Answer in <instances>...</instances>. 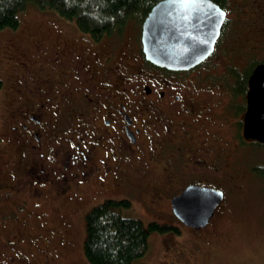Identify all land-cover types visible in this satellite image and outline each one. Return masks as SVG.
<instances>
[{
  "label": "flooded vegetation",
  "instance_id": "flooded-vegetation-1",
  "mask_svg": "<svg viewBox=\"0 0 264 264\" xmlns=\"http://www.w3.org/2000/svg\"><path fill=\"white\" fill-rule=\"evenodd\" d=\"M231 6L224 9L226 20L234 10L229 21L241 22L242 14L233 9L237 3ZM59 27L57 34L67 37L62 42L39 38L33 52L15 43L4 51L0 154L9 149L18 163L9 172L13 184L0 176V264H43L57 257L55 242L65 244L51 229L45 237L12 229L28 225L30 202L43 209L39 203L49 196H112L117 187L136 195L177 234L189 230V245L208 260L211 250L226 244L210 238L228 214L224 200L230 199L233 210L257 200L236 187L253 185L264 173L260 159L248 157L263 145L244 136L247 89L236 97L233 82L222 81L223 92H216L210 87L215 82H208L212 75L203 74L207 82L200 81L201 70H209L202 64L185 71L157 68L145 61L140 37L124 44V36L92 39L71 25V32ZM191 186L223 192L201 228L179 220L172 208V200ZM59 218L70 229L69 217ZM36 219L43 226L47 212ZM172 249L185 254L177 244Z\"/></svg>",
  "mask_w": 264,
  "mask_h": 264
},
{
  "label": "rangeland",
  "instance_id": "rangeland-1",
  "mask_svg": "<svg viewBox=\"0 0 264 264\" xmlns=\"http://www.w3.org/2000/svg\"><path fill=\"white\" fill-rule=\"evenodd\" d=\"M230 1L231 3L237 2L236 0ZM248 2L250 4L253 2L252 6L255 8L257 7L256 10H261L260 13H258V16H261L263 13L262 9L264 11V0H248ZM230 11L228 21L236 16L234 10ZM243 17L245 20L246 16L244 15ZM258 19L259 17H256L253 18L252 21L258 24L256 21ZM244 20H242V17L238 19V21H241L240 23H249L247 21L244 22ZM31 24L36 26H34L32 30L26 29V27ZM69 24L77 30L73 22L66 21L54 11H42L33 6H29L25 11L20 13L18 28L21 27V29L0 30V66L3 64L5 56H7L4 52L7 45H13L14 43L21 44L26 51L33 52L37 48V42L41 39L51 40L57 37L58 42H62L63 39H66L67 37L63 38L62 34H57V30H60V25L66 28L61 29L71 32V28L67 27ZM128 33L133 34L130 28L128 29ZM229 34H233L232 29H230ZM237 35L238 37L236 36V38H234V42L223 40L220 43V50H218L212 58H208L207 62L202 64V68L209 70L206 72L201 70L203 79H200V81L207 82L203 74L212 75L208 82H215L210 85V87L214 88L216 92H223L219 83L225 81L223 74L226 72V66H229L230 62L239 65L241 71L242 69H248L250 67L251 64H247V61L253 63L254 61L264 59V30H262L261 33L243 26ZM249 50L251 53H249ZM227 51L229 55L234 54L233 51L239 52L240 55L238 57H230L229 55H225ZM46 54L45 58H42L44 62L48 61ZM198 73L199 72L195 70L193 75L195 76ZM230 79L232 78L230 77ZM235 84L236 82H233V88ZM3 85L4 78L0 74V88ZM217 97L222 101L223 95ZM236 97H239V95L236 94ZM213 119L218 120L216 116ZM211 137L212 139L215 138L213 134H211ZM228 138L229 134H225L224 140ZM248 148L249 147H246L244 149L246 150ZM256 148L257 149H254L248 155L249 160L252 159L256 161L260 159L264 167V147L257 146ZM17 163V153H11L8 149L6 153L0 154V176H2L5 184L10 185L14 183L13 175L9 174V172ZM236 188L242 192L247 190L251 193L250 195H256L257 200L252 201L244 208H241V205H244L242 202H245L242 201L240 202L241 205L237 206L234 210L230 207V199L227 198L224 200L223 204L226 205L228 214L220 219L223 223L210 232V238H212L214 242L224 240L226 244L218 249L211 250L210 254L206 256L208 260H201L199 256L201 250L198 251L197 247H191L189 245V241L186 240V238H188V240L191 238V232L189 230H184L182 235L169 231L166 233L155 231L149 234L147 253L134 261V264H264V176L259 177L253 185H239ZM112 194V196H99L93 194L87 195L88 197L86 198L84 195L80 200H68L62 197L53 198L49 196L44 201L38 202L40 205L38 208L43 209L34 208L33 204L35 202H30L28 208L32 213V218L29 219L28 225L25 226L24 224L18 223L16 226H13L12 229L25 235H29L30 233L40 234L43 237H45L51 229L55 237L65 238L64 245L55 242L54 246L57 257L54 260H44L45 262H43V264H87L83 254L85 216L94 206L103 203L105 199L128 200L130 206L127 209H122L121 214L125 217L141 220L144 226H147L151 222L157 223L160 226H168L164 222L166 220L147 211V208L144 207L139 198L136 195L134 196L132 192H124L121 190V187H117ZM20 199H22V195L13 198L11 202L14 203L15 200L19 201ZM42 210L47 212V220L43 226H41V222L36 219L37 213L42 212ZM24 215L27 216L26 213H24ZM60 215H62V217H69L70 229L64 227L63 223L65 220L60 219ZM61 225L62 227H60ZM56 229L57 231L54 233ZM196 232L199 233L200 231L196 230ZM173 244L183 247V252L185 254L175 255V251L172 249ZM25 245H27V243H25ZM168 246L169 249L167 251ZM27 249L31 251L29 244L27 245ZM179 250L182 251L180 248Z\"/></svg>",
  "mask_w": 264,
  "mask_h": 264
},
{
  "label": "trees",
  "instance_id": "trees-1",
  "mask_svg": "<svg viewBox=\"0 0 264 264\" xmlns=\"http://www.w3.org/2000/svg\"><path fill=\"white\" fill-rule=\"evenodd\" d=\"M159 1L161 0H0V30H16L19 27L20 13L29 6H33L42 11H54L66 21L73 22L77 30L74 29L77 32L92 39H101L112 35L124 36V44H127L132 37H140L143 20ZM211 1L215 2L221 9L231 6L230 0ZM236 1L237 6L233 9H237L242 14V20H244L243 16L245 15L244 22L249 23L238 22L232 24L228 20L224 21L211 58L220 50V43L223 40L234 42V38L238 37L237 33L243 26L261 33L264 30L263 9L262 15L258 16L261 10H256L257 7L252 6L254 1L252 4L248 0ZM256 17H259L256 20L258 24L252 21ZM34 26L36 25L31 24L26 29L32 30ZM129 28L133 34L128 33ZM18 29H21V27ZM230 29L233 30V34H229ZM250 50L249 53H251ZM233 53L229 55L227 51L225 55L230 57L240 55L236 51H233ZM207 61L208 59L203 63ZM249 63L251 64L250 67L241 71L239 65L233 62L226 66V72L223 74L224 80L236 82L234 88H232L235 96L236 94L240 96L246 91L252 70L258 64H264V59L253 63L247 61V64ZM4 85L0 88V94ZM263 176L264 173L262 172L261 177ZM242 203L244 205L240 203L238 205L244 208L251 202L245 201ZM129 206L130 202L128 200L108 198L103 203L94 206L86 214L83 254L87 264H134V261L147 253L148 238L151 232L166 233L169 231L177 233L166 225L160 226L151 222L144 226L139 219L123 216L121 210L127 209Z\"/></svg>",
  "mask_w": 264,
  "mask_h": 264
},
{
  "label": "water",
  "instance_id": "water-1",
  "mask_svg": "<svg viewBox=\"0 0 264 264\" xmlns=\"http://www.w3.org/2000/svg\"><path fill=\"white\" fill-rule=\"evenodd\" d=\"M224 20V10L211 0H161L141 25L145 59L173 71L197 66L213 52ZM243 125L247 139L264 144V64L249 76ZM221 200L220 191L191 186L172 200V208L182 222L200 228Z\"/></svg>",
  "mask_w": 264,
  "mask_h": 264
},
{
  "label": "bare ground",
  "instance_id": "bare-ground-1",
  "mask_svg": "<svg viewBox=\"0 0 264 264\" xmlns=\"http://www.w3.org/2000/svg\"><path fill=\"white\" fill-rule=\"evenodd\" d=\"M177 90V89H176ZM103 195H105V194H103ZM194 228V227H193ZM201 228V227H200Z\"/></svg>",
  "mask_w": 264,
  "mask_h": 264
},
{
  "label": "snow or ice",
  "instance_id": "snow-or-ice-1",
  "mask_svg": "<svg viewBox=\"0 0 264 264\" xmlns=\"http://www.w3.org/2000/svg\"><path fill=\"white\" fill-rule=\"evenodd\" d=\"M221 15H223V13H221Z\"/></svg>",
  "mask_w": 264,
  "mask_h": 264
}]
</instances>
